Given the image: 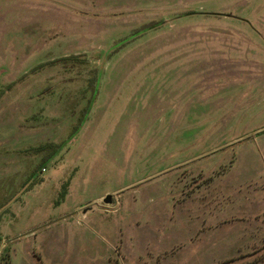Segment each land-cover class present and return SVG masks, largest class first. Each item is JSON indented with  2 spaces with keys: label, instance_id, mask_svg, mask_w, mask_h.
<instances>
[{
  "label": "rangeland",
  "instance_id": "374dc122",
  "mask_svg": "<svg viewBox=\"0 0 264 264\" xmlns=\"http://www.w3.org/2000/svg\"><path fill=\"white\" fill-rule=\"evenodd\" d=\"M229 260L264 264V0H0V264Z\"/></svg>",
  "mask_w": 264,
  "mask_h": 264
},
{
  "label": "trees",
  "instance_id": "16d2710c",
  "mask_svg": "<svg viewBox=\"0 0 264 264\" xmlns=\"http://www.w3.org/2000/svg\"><path fill=\"white\" fill-rule=\"evenodd\" d=\"M60 149H61V147L58 146V145L44 144V145H41V146L35 148L34 151H36V152H42V151L48 150L49 152L47 153V155H44V157L42 159V160H45V159H50L51 157H53L54 155H56V153ZM222 264H238V263H236L234 260H229V261L224 262Z\"/></svg>",
  "mask_w": 264,
  "mask_h": 264
},
{
  "label": "crops",
  "instance_id": "0c3cea01",
  "mask_svg": "<svg viewBox=\"0 0 264 264\" xmlns=\"http://www.w3.org/2000/svg\"><path fill=\"white\" fill-rule=\"evenodd\" d=\"M116 193H117V192L114 191V192H112L111 194H116ZM111 194H110V197H111ZM117 194H118V193H117ZM116 196H118V195H116ZM100 198H102V196H101ZM100 198H99V199H100ZM110 202H111V200H110ZM202 209H203V208H199V210H198L199 213L196 214V213L193 212V213H194L193 215H197V216H196L197 218H200V217L204 218V217L206 216V213L203 212ZM220 211H221V208L218 209V211H217L218 214H220ZM204 223H205V220L202 221V224H203V225H204Z\"/></svg>",
  "mask_w": 264,
  "mask_h": 264
},
{
  "label": "water",
  "instance_id": "95a60500",
  "mask_svg": "<svg viewBox=\"0 0 264 264\" xmlns=\"http://www.w3.org/2000/svg\"><path fill=\"white\" fill-rule=\"evenodd\" d=\"M103 204H109L110 203V197L107 196L106 198L103 199L102 201Z\"/></svg>",
  "mask_w": 264,
  "mask_h": 264
}]
</instances>
